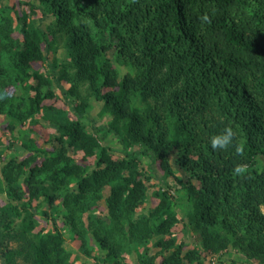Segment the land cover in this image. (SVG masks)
Returning <instances> with one entry per match:
<instances>
[{"label":"trees","instance_id":"obj_1","mask_svg":"<svg viewBox=\"0 0 264 264\" xmlns=\"http://www.w3.org/2000/svg\"><path fill=\"white\" fill-rule=\"evenodd\" d=\"M0 129L1 264H264V0H0Z\"/></svg>","mask_w":264,"mask_h":264},{"label":"rangeland","instance_id":"obj_2","mask_svg":"<svg viewBox=\"0 0 264 264\" xmlns=\"http://www.w3.org/2000/svg\"><path fill=\"white\" fill-rule=\"evenodd\" d=\"M14 4L17 5V9L18 10H24L28 15L32 13V9L30 6H27L25 4L23 5H20V3L18 1L14 2ZM33 17H31L32 19ZM30 21V20H29ZM34 22L36 23V25H39L41 23H44L41 19V14L38 13L36 11V16H35V20ZM50 22H52V20H48L46 21V24H50ZM85 91L84 90H81V97L82 96H86L85 95ZM49 104L48 105H54L56 108H65V106L62 104L61 101H57L54 103V101L52 102H48ZM103 109V105L102 104H95L93 103L92 104V110L91 112L89 113V115L87 117L84 118L83 122L87 125V126H91V121L93 119V123L96 122L97 124L100 123L101 121L99 120V116L101 115V111ZM65 110V109H64ZM107 119V121L111 118L109 115H107L105 117V119ZM39 121V124H41L43 126V128L40 126L38 129V137L35 135H30V137H34L37 139V144L39 146H45L44 145V138L46 136V134L48 133L49 131V128H50V125L47 123L46 120L44 119H38ZM106 121V120H105ZM106 121V122H107ZM101 125V123H100ZM3 130L0 129V135L3 136L4 133L2 132ZM26 132L24 130H20V132ZM20 132H16L15 134H17V137H19V140L22 141L24 140V138L22 137V135L20 134ZM4 137V136H3ZM98 137L100 138L101 137V140H102V143L104 142V139H103V135L99 134ZM109 137V145L110 147H112L114 150H115V153L117 154H120L119 152V146L116 145V138L113 136V135H110L108 136ZM5 139V138H4ZM15 148L21 153L23 152L22 151V146L21 145H18L15 143ZM13 154V152H11ZM11 153H8V155H10ZM12 154L10 156H12ZM14 155V154H13ZM22 155V153H21ZM119 156V155H118ZM3 165V162H0V166ZM153 183L156 184L154 190H152L150 192V195H153L156 191V189L158 187H165L164 184H160L158 182V178H153ZM185 197L181 200V203H183L185 201ZM174 209H175V212L178 214V216L181 218V219H184L186 214L188 213L189 211V204L187 201H185V203L183 204H179V205H175L174 206ZM174 234H175V238L177 240H181L183 238H187V241L189 242V247H199L200 246V242L198 241V238H197V235L196 233L191 230V228L189 226H184V221H181V223L179 225H177L174 229ZM80 243L78 241H76L75 239L73 238H67V248L72 251L75 255H78L79 257V260L77 261L76 264H102L99 262V258L103 257V254L100 250H96L94 251V254L92 256V258H89L87 256H84L81 249H80ZM156 250L154 248H151V254L155 253ZM229 253V252H228ZM228 253H226L225 255L226 256H223L221 259L223 260H227L228 257L230 256L232 259L236 260L238 262V264H248L246 263L244 260H243V257L238 254L236 251H232L231 250V254L228 255ZM220 255H216L213 259V262L216 263L220 260ZM127 258V261L131 262V263H134V264H138V259H137V255L133 253V255H129L126 257ZM123 262H125V259H122ZM1 264V262H0ZM108 264H112V263H108ZM255 264V263H254Z\"/></svg>","mask_w":264,"mask_h":264},{"label":"clouds","instance_id":"obj_3","mask_svg":"<svg viewBox=\"0 0 264 264\" xmlns=\"http://www.w3.org/2000/svg\"><path fill=\"white\" fill-rule=\"evenodd\" d=\"M232 136V130L228 128H226L222 134L213 136L210 141L212 149H225L230 144ZM240 171H242V169L237 167L236 172Z\"/></svg>","mask_w":264,"mask_h":264}]
</instances>
